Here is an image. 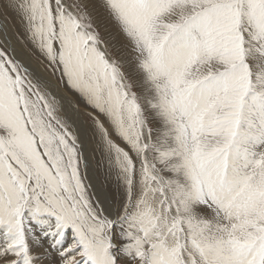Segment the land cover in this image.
<instances>
[{
	"label": "snow or ice",
	"instance_id": "snow-or-ice-1",
	"mask_svg": "<svg viewBox=\"0 0 264 264\" xmlns=\"http://www.w3.org/2000/svg\"><path fill=\"white\" fill-rule=\"evenodd\" d=\"M0 11V264H264V0Z\"/></svg>",
	"mask_w": 264,
	"mask_h": 264
},
{
	"label": "rangeland",
	"instance_id": "rangeland-1",
	"mask_svg": "<svg viewBox=\"0 0 264 264\" xmlns=\"http://www.w3.org/2000/svg\"><path fill=\"white\" fill-rule=\"evenodd\" d=\"M8 15L10 16L11 13H9ZM0 21L7 28L8 35L11 36V39L15 43V46L23 52V54L26 56V58H28L34 65H36V67H38L40 69L39 70L40 71V74L43 73L42 72V68L39 65L38 61H36L31 56V54L29 53V51L22 44H20L16 40L15 34H16V32L20 31V26H19V24L16 23L15 18H13L11 20H8L6 18V16H5V14L2 11H0ZM105 38H107V36H105ZM2 40H3V36H1V34H0V41H2ZM0 47H3V44L2 43H0ZM69 96H70V94H69ZM80 114L82 115L81 117H82V120H83L84 127L85 128H88L90 122L88 121L87 117L84 115L83 107H81ZM69 115H71V111L70 110H69ZM88 144H89V149H91V147H92V140H91V137L90 136H89V139H88ZM90 155H91L90 157H91L92 166H93L94 171L96 173L97 179L101 183V186H102L103 190L104 191H107L110 195L113 194L112 191L114 192V190L108 184L105 183V179H104V175H103L102 169H101V167L98 164V160H99L98 155L95 154V153H93L91 150H90Z\"/></svg>",
	"mask_w": 264,
	"mask_h": 264
},
{
	"label": "bare ground",
	"instance_id": "bare-ground-1",
	"mask_svg": "<svg viewBox=\"0 0 264 264\" xmlns=\"http://www.w3.org/2000/svg\"><path fill=\"white\" fill-rule=\"evenodd\" d=\"M0 25H3V26L5 27V25H4L1 21H0ZM0 34H1V36H3L2 32H0ZM9 37L11 38L10 35H9ZM12 41H13V40H12ZM13 46L16 48L17 58L24 60V62L27 63L28 66H29L32 70H34V71H36L37 73L40 74V71H39L40 69H39L38 67H36V65H34V64H33L28 58H26V56L23 54V52L15 46V43H14V42H13ZM41 75H43V73H41ZM61 95L63 96V94H61ZM67 99H71V97L68 96V97L65 98V106H66V107H68V105H67ZM69 110H70V109H69ZM70 111H71V110H70ZM71 115H72V112H71ZM81 116H82V115L80 114V115H79V120H80V121L82 122V124H83V120H82V117H81ZM83 127H84V124H83ZM88 148H89V144H88ZM86 155H87V157H88V161H89L88 174H89V176H91V177L93 178V181L96 183L97 187L103 189L102 186H101V183H100L99 180L97 179L96 173H95L94 168H93V166H92L91 157H90V156H91V155H90V149H89L88 152H86ZM112 193H113V191H112ZM111 195H112V194H111Z\"/></svg>",
	"mask_w": 264,
	"mask_h": 264
}]
</instances>
